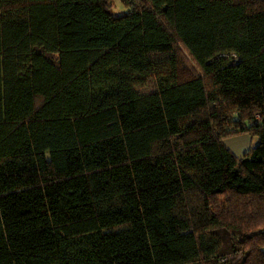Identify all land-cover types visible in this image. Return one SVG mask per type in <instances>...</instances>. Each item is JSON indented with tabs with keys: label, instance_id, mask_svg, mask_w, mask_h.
Segmentation results:
<instances>
[{
	"label": "trees",
	"instance_id": "1",
	"mask_svg": "<svg viewBox=\"0 0 264 264\" xmlns=\"http://www.w3.org/2000/svg\"><path fill=\"white\" fill-rule=\"evenodd\" d=\"M123 1L0 0V264H264V0Z\"/></svg>",
	"mask_w": 264,
	"mask_h": 264
},
{
	"label": "rangeland",
	"instance_id": "2",
	"mask_svg": "<svg viewBox=\"0 0 264 264\" xmlns=\"http://www.w3.org/2000/svg\"><path fill=\"white\" fill-rule=\"evenodd\" d=\"M128 5L123 0H112V7L111 12L113 14H123L127 11ZM156 58L162 57L164 53H156ZM156 80L153 78H150L148 81L147 86L142 89L141 91L147 92L154 90L156 88ZM228 237L225 239V243L227 246L228 252H225L226 255H222L218 258H215L212 263H194V264H237L239 262L240 257L233 249V241L235 240V236L232 234H227Z\"/></svg>",
	"mask_w": 264,
	"mask_h": 264
},
{
	"label": "crops",
	"instance_id": "3",
	"mask_svg": "<svg viewBox=\"0 0 264 264\" xmlns=\"http://www.w3.org/2000/svg\"><path fill=\"white\" fill-rule=\"evenodd\" d=\"M258 141L257 136H252L248 133H240L229 136L225 139L228 147L237 155L242 156L250 147Z\"/></svg>",
	"mask_w": 264,
	"mask_h": 264
}]
</instances>
